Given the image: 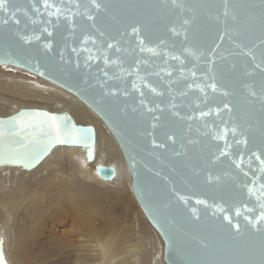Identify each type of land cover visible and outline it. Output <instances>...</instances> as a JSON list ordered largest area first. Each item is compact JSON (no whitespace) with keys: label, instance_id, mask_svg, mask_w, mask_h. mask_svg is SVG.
I'll use <instances>...</instances> for the list:
<instances>
[{"label":"water","instance_id":"1","mask_svg":"<svg viewBox=\"0 0 264 264\" xmlns=\"http://www.w3.org/2000/svg\"><path fill=\"white\" fill-rule=\"evenodd\" d=\"M50 2L65 13L50 16L44 0H6L0 66L63 89L102 121L123 154L136 202L164 243L166 264H264V220L256 223L264 213V0H96L99 9L91 0ZM25 112L68 116L70 125L93 130L91 141L56 143L26 168L7 155L23 145L41 151L23 139L33 129L16 135L0 125V168L34 171L57 147L82 148L87 165L95 162L94 126L38 108L0 121ZM34 119L43 118L23 122ZM96 175L112 182L118 171L98 164Z\"/></svg>","mask_w":264,"mask_h":264},{"label":"bare ground","instance_id":"2","mask_svg":"<svg viewBox=\"0 0 264 264\" xmlns=\"http://www.w3.org/2000/svg\"><path fill=\"white\" fill-rule=\"evenodd\" d=\"M21 108L68 112L77 123L94 126L96 159L87 165L84 149L57 147L35 169L34 174H41L43 182L36 177L33 181L24 180L29 171L1 167L0 237L5 249L9 246V234L18 229L15 252L20 264H129L128 257L138 258L139 264H166L164 243L141 212L131 191V177L123 154L102 121L63 89L27 71L0 66V116L12 115ZM64 160L68 166L63 163L65 179L44 176L49 169L60 167ZM98 164L117 169L115 181L98 180L132 194L138 209L137 220L131 208L87 212L89 200L74 195L80 188L89 187L86 180L96 175ZM44 195L53 199L45 201L49 203L47 206L42 204ZM118 213L123 214L118 217ZM67 228L63 232L55 230ZM92 253L95 255H88Z\"/></svg>","mask_w":264,"mask_h":264},{"label":"snow or ice","instance_id":"3","mask_svg":"<svg viewBox=\"0 0 264 264\" xmlns=\"http://www.w3.org/2000/svg\"><path fill=\"white\" fill-rule=\"evenodd\" d=\"M93 4H95L96 8L99 9L100 5L96 3V0H91ZM175 3L176 0H173ZM6 0H0V10H6L5 8ZM77 8L80 7L79 3H76L75 5ZM44 7L45 9H52L51 12H49L50 16H56L59 18V16L63 13H65V10L58 6L56 3L50 2V0H44ZM38 11V9H37ZM75 14V13H73ZM224 15H229V10L225 8ZM70 18V17H68ZM88 19H93L91 15L88 16ZM233 19L235 17L233 16ZM19 23V21H16ZM47 31V29H45ZM133 33H139V28L133 27L132 29ZM51 35V33H49ZM222 39V38H221ZM88 42V39H85V43ZM95 43V41H93ZM141 47L140 51H145L144 40L141 39L139 41ZM108 48L114 47L113 44L109 43L107 45ZM218 47V45H217ZM119 51V49H117ZM148 51H154V49L148 48ZM215 53L213 52V55ZM109 60L107 57H105V64H108ZM115 63V61H113ZM107 75V73H105ZM139 75V73H138ZM168 75H171V72L168 73ZM196 73L193 71L192 76L195 77ZM142 82L146 87H149L153 92H157V89L153 87L151 84H149L144 77H141ZM189 88L192 87V85H188ZM199 87V90L201 93L205 94V97L207 96V93H205V89L202 86L197 85ZM207 87L211 88L213 92L217 91V87L215 83H211L207 85ZM158 95H163L162 92H157ZM187 93H181L180 95H186ZM227 95V93H225ZM143 103V102H142ZM175 102L173 101L172 107H175ZM159 107V105H157ZM227 108L228 106L225 105ZM149 111H152L151 108L148 109ZM217 113H219V109L216 110ZM208 113H205L201 111L200 115L203 117L207 115ZM25 117H33V118H43V119H34L31 120L25 125L24 118ZM70 117L68 116H55V115H49L48 113H42V112H34V113H21L18 117H14L10 121H0V125L8 124L13 126L14 134L21 135V133H24L26 128L33 129L31 136L25 134L23 136L24 140H27L29 144H36L41 145L42 150L36 151L35 149H28L27 145H23L24 151H21L20 149H16L7 155V162L13 163V164H23L24 167H32L34 166L35 162H37L40 157L48 151L50 147H52L56 143H84L87 144L91 141V134L93 132L92 129L88 128H77L74 124L70 125ZM19 125L20 130L15 131V126ZM227 132V129H225V133ZM232 132H236V128L232 129ZM4 135L3 131H0V137ZM217 138H222L218 136ZM91 156V153H89ZM5 153L0 151V163L5 162ZM198 203H206L205 201H198ZM237 215H239V211L237 212ZM227 218V217H226ZM230 220V218H228ZM245 219H249L248 217H245ZM261 220H264V213H261V215L257 218L256 223H259ZM231 222V221H230ZM237 231H239V225L236 226ZM207 246L206 244L204 245ZM0 249H2V241H0ZM0 264H5V261L3 259L2 250H0Z\"/></svg>","mask_w":264,"mask_h":264},{"label":"rangeland","instance_id":"4","mask_svg":"<svg viewBox=\"0 0 264 264\" xmlns=\"http://www.w3.org/2000/svg\"><path fill=\"white\" fill-rule=\"evenodd\" d=\"M65 161L66 160H64V162L62 161V164L60 167H54L52 169H49L48 173L47 172L44 173V176L46 178H50V179H52L53 177L54 178L57 177V179L60 177H61V179H65L67 177V175H64L65 178L63 177V174H66L65 168L67 166V163ZM63 163H65L66 166H65V164L63 166ZM51 170L52 171L54 170V172H52ZM36 171L37 170L27 172L23 176L24 180H26V181L32 180L33 181V179L38 178L39 182H43V180H40V179H43V176L41 174L35 175ZM21 175H22V173H21ZM92 177L91 178L88 177V179L86 180V182H87L86 184H88L89 187H84V188L82 187V188H80L79 191H76V193L74 194L78 198L83 199V197H84V200L86 199L85 200L86 202L89 200L88 202H90V204H89L90 209L87 210V212H91L92 209L93 210H105V211H107V209L110 210L111 208H114V207L115 208H121L122 210H124V208H127V211L132 210L133 216H134L135 220H137V218H138V211L137 210L138 209H136V202L134 201L132 194L129 193L127 191V189L117 190L118 189L117 187H113V186H115L114 184H102L98 180L97 175H93ZM85 196H86V198H85ZM49 200L53 201V199L44 195L42 204L44 206H47L49 203H46L45 201H49ZM141 212H142V210H141ZM121 214H123V213H118V217H120ZM124 218H126V217H124ZM152 229L154 230V228H152ZM55 230H57L58 232H63V231H68L69 228L61 229V230L55 229ZM18 231H19L18 229H14L13 232L11 234H9V236H8L9 246L6 249L4 246L5 257H6V259L8 258L11 261V264H20L18 262L17 254L15 252L16 251L15 250L16 249L15 242H16L17 237L19 236ZM88 255L90 256V255H95V254L92 253V254H88ZM75 261L76 260H73L72 262L75 263ZM127 261H129V264H139L140 263L138 258L128 257ZM7 262H8V260H7ZM78 263H82V262L78 261Z\"/></svg>","mask_w":264,"mask_h":264}]
</instances>
